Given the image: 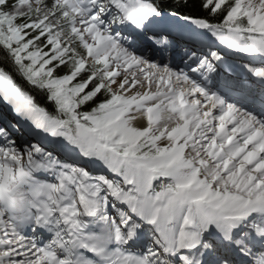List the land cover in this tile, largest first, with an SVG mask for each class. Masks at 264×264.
Listing matches in <instances>:
<instances>
[{
	"label": "snow or ice",
	"instance_id": "6c2138e0",
	"mask_svg": "<svg viewBox=\"0 0 264 264\" xmlns=\"http://www.w3.org/2000/svg\"><path fill=\"white\" fill-rule=\"evenodd\" d=\"M0 264H264V0H0Z\"/></svg>",
	"mask_w": 264,
	"mask_h": 264
},
{
	"label": "trees",
	"instance_id": "16d2710c",
	"mask_svg": "<svg viewBox=\"0 0 264 264\" xmlns=\"http://www.w3.org/2000/svg\"><path fill=\"white\" fill-rule=\"evenodd\" d=\"M38 98H39V96H38Z\"/></svg>",
	"mask_w": 264,
	"mask_h": 264
}]
</instances>
